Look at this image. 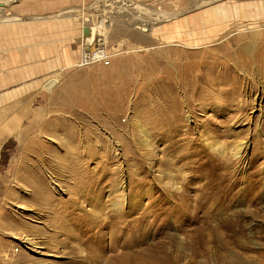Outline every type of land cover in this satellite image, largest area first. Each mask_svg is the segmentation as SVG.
Instances as JSON below:
<instances>
[{
	"label": "rangeland",
	"instance_id": "rangeland-1",
	"mask_svg": "<svg viewBox=\"0 0 264 264\" xmlns=\"http://www.w3.org/2000/svg\"><path fill=\"white\" fill-rule=\"evenodd\" d=\"M263 4L0 0V264H134L138 252L152 249L162 234L169 264H264V64L257 61L261 43L250 35L258 31L250 21L264 16ZM88 20L95 37L105 31L111 65L90 66L96 76L84 80L83 101L67 99L55 107L56 92L89 68L74 67ZM222 28L232 33L217 42ZM243 46L253 55L245 56ZM204 53L229 66L247 58V74L241 68L233 72L238 88L220 80L229 78L221 67L205 77L215 79L214 91L188 88L191 65ZM123 59L128 61L120 64ZM171 82L178 84L176 119L162 114L163 87ZM119 91L127 96L115 112L119 100L113 94ZM258 93L262 104L255 107ZM40 109L48 113L44 134L20 145L15 132ZM187 130L195 147L181 141ZM239 141L248 147L238 157L210 149L215 143L231 149ZM221 158L228 161L221 194L236 186L232 209L245 221L243 248L229 245L234 233L216 226L226 212L218 221L192 220L219 201L210 196L208 183L220 169L213 161ZM18 169L20 185L13 177ZM24 172L40 178V188L28 184ZM111 220L123 222L115 238ZM202 225L211 232L196 249L198 236L191 231H203ZM129 229L135 231L130 242ZM11 232L34 236L40 245Z\"/></svg>",
	"mask_w": 264,
	"mask_h": 264
},
{
	"label": "bare ground",
	"instance_id": "bare-ground-1",
	"mask_svg": "<svg viewBox=\"0 0 264 264\" xmlns=\"http://www.w3.org/2000/svg\"><path fill=\"white\" fill-rule=\"evenodd\" d=\"M263 8H264V4H263ZM261 12H262V10H261ZM258 16H259V18H255L253 21H250V22H253V24H254L252 28L257 29L258 31L257 32H253L250 35L251 36H255V38L258 39V42L261 43V47H262L261 49H263V55L261 57L257 58V61L259 60V61H261L264 64V41L262 40V39H264L263 38L264 37V16H260V15H258ZM241 24L242 23H239V25H241ZM236 25H238V24H236ZM231 33L232 32L230 30L227 31L224 28H222L220 33L217 34L215 39H217L216 40L217 42H220L223 39H225ZM106 36L107 35H106L104 30H100L96 34V37H98V39H97V42H98L97 44L98 45L97 46L102 51L105 50L104 47L107 44V37ZM241 37H243V35H239L236 39L241 38ZM233 41H234V39L233 40H229L226 44L225 43H221V44L218 45V47H216V49L220 50L222 47L224 48V46H226V45H231ZM93 46H94V44H92L90 46V49ZM243 47L244 48L242 50L245 52V56L247 54H250V53L252 54L253 53V52H251V48L249 46H243ZM86 48H88V46ZM154 49L155 48H151V49H148V50L151 51V50H154ZM212 51H214V50L213 49L209 50V52H212ZM249 51H250V53H249ZM198 56H201L200 57L201 59L199 61H196L194 64L191 65V71H190L191 83L188 86L189 89H196L198 86L203 85V86H207V87L211 88L214 91L215 79H213V77H209V78L206 79L205 77L206 76H211L212 74H215L216 72H218V68H220V67L223 69V71L225 73L224 76L225 77H229L228 79H220V80H222L224 82H230L235 88H238V85H239L240 81H239V79L234 77V73L233 72H238V69L241 68L243 73L247 74L245 68L248 67L249 64H251L247 60V58H245V57H242V58L239 57L241 59L239 61V63L234 62L235 64H231V66H229V63H228V65H225L220 58L215 59L213 57L214 62H211L210 59H207L205 57L206 56L205 53L204 54H200ZM251 57H253V56H251ZM133 60H136V59H133ZM149 60H151V59H149ZM242 60H244V62H242ZM127 61L128 60H126L124 62V59L123 60H119L120 64H125ZM137 61L139 62V59ZM240 63H241V65H240ZM95 65H97V64H95ZM86 69L78 70V72H76L77 75H75L74 78H72L73 77L72 76L68 83H65L64 86H62V88L59 89L58 91L56 90L57 92H56V95H55V100H53V102H52L55 107H57L59 105L61 106L62 104H63L62 106L64 107L65 103L68 102L67 99H69V100L70 99L71 100L72 99H76L77 101H83V100H81L82 99V94H83V91H82L81 88L86 83L84 80H90L91 78L96 76L95 75V73H96L95 70L91 69L90 67L86 68ZM145 74H146V72H145ZM148 74H147V76H148ZM221 76L223 77V75H221ZM75 78H77V79H75ZM79 81H82V84H80V86L78 85ZM93 83H94V81L92 80V84ZM177 86H178L177 83L171 82V83L166 84L163 87V89H164L163 90L164 91L163 94L166 97L167 108L162 110V114H163V116H166V118H167V116H172V118H174V119L179 118L180 105H179L178 97H177V94H176ZM203 86H201V87H203ZM79 87H80V89H79ZM183 88L185 90H187V86L183 85ZM203 89L204 90H203L202 93H204L206 91L204 87H203ZM262 94H263V92L261 93V95ZM113 95L116 96V98H118V100H119L116 103V105H115V112H120V111H122V108H123L122 107V103L126 99L127 94L124 93L123 91H119V92L114 93ZM254 102L256 103L255 107L261 106L262 97L260 96L259 93L254 98ZM47 117H48V113L45 110H43V109L33 111V121H32V123H29L26 127H22V128H20L18 130V132H15V134L17 135L18 140L20 141V145H27V142H29V141H30V145H32L35 142V141L33 142L32 140H39V138H37V134L36 133L38 132V134H40V135L44 134V132H45L44 131L45 130L44 129V125H46V122L48 120ZM39 123H40L41 127H39V125H38ZM233 127H235V126H232V128ZM36 128H39V129H36ZM181 141L185 142L189 146L195 147V141L196 140L191 137L190 130L186 131V133L184 134V137H183V139H181ZM206 141H208V140H206ZM177 142H179V141H176L175 143H177ZM247 147H248L247 143H245L243 141H239V142H236L235 146H233L231 149L230 148L225 149L223 146H221L220 143H215L212 147H210V149L217 151L218 153H220L223 156L228 154V152H231V154L234 155V157H238V156H241L246 151ZM224 158L223 159L221 158L222 161H220V162L213 161L215 164L219 165L220 169L217 171V173L215 175L210 176L209 183H208V187L210 188L209 189L210 190V196L212 198L217 196L218 199H219V201L216 202L217 205L214 206L215 205L214 204L213 205L214 208H212V209H211V207H206L205 210L207 212H204V216L203 217L195 214L192 217V220H194V223H198V224H199L200 221H204V222L205 221L206 222H210L211 220L212 221H218L215 218L218 217L219 214L226 212L225 213L226 214L225 219L222 218V221L221 220L218 221L219 223H217L216 226H218V227L221 226V227H224V228H228L229 230H231L232 233H234V235L231 236L232 239L228 238L229 242H227V243L229 245H231V244H235L236 245L237 244V245H241V248H243L242 244H244V242H245V240L247 238L245 236V234H244L245 221H244L242 213L240 211H235V210L232 209V205H233V203H234V201L236 199V195H235L236 186L233 184L231 186L230 190H228L225 194H221V189L225 186V182H226V174H225L226 172L224 173V171H227V168H228V161H224ZM197 160L198 159L193 160L192 162L193 163H197L196 162ZM202 162H201V164L199 166L204 164ZM204 169H206V168H202L201 172ZM220 170H223V172H219ZM15 174H13L14 175L13 176L14 177V181H16V183L18 185H20L21 184L20 183L21 180L17 177V175L19 174V169L16 170ZM23 179L28 184L34 185V186L40 188V185H41L40 178H34L29 173L24 172ZM251 204L254 205V203H251ZM250 213H251V211H250ZM252 213H253V215H256L254 212H252ZM122 223H121V221H118V220L117 221L111 220V224L110 225H111V228H112V232H111V237L112 238H115L116 233L117 234L121 233L124 230L123 227H121ZM9 226H11L13 229L17 228V225H15L14 223H9ZM127 228H128V226H127ZM198 229L196 228V230L194 229V230L191 231V232L196 231L197 236H198L197 237L198 243L195 244V246H197L196 249H198L199 247L203 248V246H205V244H206L205 238L208 235V233L211 232V229L207 228L206 225H202L200 227V229H202L203 231H197ZM128 231H129L130 235H129V238L127 240H129V242H130L131 237L134 235L135 231H134V229H129ZM206 231H210V232H206ZM11 233H12V235H11L12 237H15V238L19 237L22 240L27 239L26 241H28L29 244L32 245V246L40 245V243L38 244L37 239L34 236L32 237L30 235L31 236V238H30V236H28L27 234H24V233H20V234L17 233V232H11ZM157 235L158 236L161 235V232H158ZM163 236L164 235L162 234V238H163ZM162 238L156 244V246H154L152 249H146V251L144 250L142 252L141 251L138 252V256L135 255L136 257H134V259H135L134 264H169L171 260H170V257H169L168 248H167L166 242L164 240H162ZM227 243H226V245H228ZM124 245L126 246L127 244L125 243ZM6 247H8V246H6ZM131 260H133V259H131Z\"/></svg>",
	"mask_w": 264,
	"mask_h": 264
},
{
	"label": "built area",
	"instance_id": "built-area-1",
	"mask_svg": "<svg viewBox=\"0 0 264 264\" xmlns=\"http://www.w3.org/2000/svg\"><path fill=\"white\" fill-rule=\"evenodd\" d=\"M86 25H90L93 27L94 24L93 22L91 23L89 20L85 21L82 25V30L83 27ZM82 37H83V32H82ZM95 39L92 43L94 44V46L90 49V46L92 44L88 46V48H86L87 46L83 44V38H82L81 54L78 61L74 64L75 68H85L95 64H101L104 67H109L111 65V60H112L111 54H108L107 50L106 51L100 50L99 47L96 46L95 44Z\"/></svg>",
	"mask_w": 264,
	"mask_h": 264
},
{
	"label": "water",
	"instance_id": "water-1",
	"mask_svg": "<svg viewBox=\"0 0 264 264\" xmlns=\"http://www.w3.org/2000/svg\"><path fill=\"white\" fill-rule=\"evenodd\" d=\"M83 44L89 46L93 43L95 39V30L92 26L86 25L83 27Z\"/></svg>",
	"mask_w": 264,
	"mask_h": 264
},
{
	"label": "crops",
	"instance_id": "crops-1",
	"mask_svg": "<svg viewBox=\"0 0 264 264\" xmlns=\"http://www.w3.org/2000/svg\"><path fill=\"white\" fill-rule=\"evenodd\" d=\"M81 31H82V26H81ZM82 38H83V37H82V34H81V39H82ZM80 54H81V48H80L79 53H78L77 61H78V59H79ZM77 61H76V62H77Z\"/></svg>",
	"mask_w": 264,
	"mask_h": 264
}]
</instances>
